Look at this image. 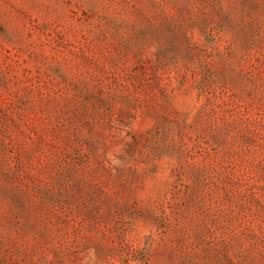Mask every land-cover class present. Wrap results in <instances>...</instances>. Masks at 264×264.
I'll return each instance as SVG.
<instances>
[{"label":"rangeland","instance_id":"obj_1","mask_svg":"<svg viewBox=\"0 0 264 264\" xmlns=\"http://www.w3.org/2000/svg\"><path fill=\"white\" fill-rule=\"evenodd\" d=\"M0 264H264V0H0Z\"/></svg>","mask_w":264,"mask_h":264}]
</instances>
